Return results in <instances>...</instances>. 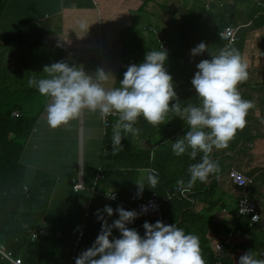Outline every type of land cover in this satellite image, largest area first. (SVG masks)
<instances>
[{"label":"crops","instance_id":"crops-1","mask_svg":"<svg viewBox=\"0 0 264 264\" xmlns=\"http://www.w3.org/2000/svg\"><path fill=\"white\" fill-rule=\"evenodd\" d=\"M143 1L7 0L0 17V34L17 39L20 37L22 44L30 42L37 47L33 48L34 51L38 49L42 52L41 57L45 62H37L35 74L43 72V65L64 60L70 65L83 67L90 75L97 68L111 72L115 78L111 86L115 87L121 64V32L132 25L130 14ZM203 17L201 15L200 20ZM254 19L255 22H252L241 14L235 24L238 27V41L234 48L248 64V78L238 85V90L243 99L254 103L247 114L246 126L237 131L227 148L214 149L211 153V158L218 162V173L211 175L207 182L197 181L190 187L188 201L173 199L162 205L164 224H176L186 234L199 237L206 264L214 259L213 247L217 243L224 245L225 250L229 245L237 247L231 249L226 257L233 264H238L239 257L246 253L244 246L248 245L250 239L253 241L252 254L264 258V18L258 15ZM179 22L169 21L172 25ZM175 25L172 27L175 28ZM213 48L208 44L201 55L188 53L180 64L186 71L195 74L198 70L196 64L206 59ZM188 56H192V62L181 63ZM43 74L41 78L46 76ZM46 102L47 98L43 105L39 104L40 108H32L36 121L23 147L21 162L29 179L38 170L44 172L48 180L50 201L42 221L44 233L40 238L45 244V263L68 264L77 234L81 232L71 263L75 264L78 255L92 246L101 231L102 221L97 218V210H101L111 224L119 218L115 212L118 206L129 210L153 193L161 197L167 193V189L186 178L183 155L176 156L171 148L185 128L176 129L175 126L171 132L160 127L149 130L141 139L136 133L132 139H128V144H123L126 139L122 138V149L113 154L109 144L112 143L113 125L118 117L110 118L111 126L103 127L99 113L85 110L69 126L53 129L43 118ZM172 115L169 114L170 117ZM148 135L168 136L169 139L163 141L160 147H144ZM143 153L148 154L145 166L140 158L144 157ZM172 156H175V161L171 159ZM152 164H156L157 169ZM158 166L161 170H158ZM149 168L158 172L159 183L151 189L145 181L142 194L137 195L136 182L145 177L144 169ZM229 169L252 178L244 194L253 203L260 219L249 233H234L235 229L240 230L244 220L235 216L236 203L242 190L227 179ZM97 175L96 187L101 191L115 192L118 201L90 193ZM76 182L80 183L81 189H73ZM106 205L114 210L111 217L102 211ZM183 213L186 214L185 222L179 225ZM116 232L117 229H113L111 238H117ZM229 234L231 236L226 238ZM50 241L53 246L49 249L47 245Z\"/></svg>","mask_w":264,"mask_h":264},{"label":"clouds","instance_id":"clouds-1","mask_svg":"<svg viewBox=\"0 0 264 264\" xmlns=\"http://www.w3.org/2000/svg\"><path fill=\"white\" fill-rule=\"evenodd\" d=\"M206 50L207 45L201 42L191 49V55H201ZM210 55L211 59L196 64L198 70L191 80L199 103L186 106H182L172 76L164 67L165 50L149 51L142 63L127 66L119 87L111 86V81H115L111 72L97 68L90 75L83 67L64 60L44 66L42 73L46 76L40 79L33 76L28 85L47 98L43 118L50 128L69 126L85 110L99 113L102 119L116 115L113 154L121 149L125 137L122 133L135 135L138 132L134 125L141 116L153 127L164 124L170 113L179 117L188 131L172 143V152L181 156L190 150L193 160L198 153H203L200 162L188 168L187 186L190 188L197 181L207 182L211 175L219 172L218 162L211 158V153L214 149L228 147L237 131L246 126L247 114L254 107L238 90V85L248 78V64L240 53L226 47ZM144 172L145 177L136 182L137 195L142 194L145 181L151 189L159 183L155 169H144ZM107 195L115 199L114 193ZM147 210L146 206L141 209L142 212ZM102 211L109 217L114 214L108 205ZM115 212L119 218L109 224L101 210H97V218L102 221L101 231L92 246L78 255L75 264H206L197 235L186 234L176 224L166 225L157 220L154 224L145 221V233L141 236L136 229L127 226L139 213L122 206ZM113 229L119 231V238H111ZM0 254H3L2 249ZM238 264H264V258H257L249 251L239 257Z\"/></svg>","mask_w":264,"mask_h":264},{"label":"trees","instance_id":"trees-1","mask_svg":"<svg viewBox=\"0 0 264 264\" xmlns=\"http://www.w3.org/2000/svg\"><path fill=\"white\" fill-rule=\"evenodd\" d=\"M6 1L0 0V17ZM149 1L144 0L142 2L134 12L136 17L134 19L135 22L132 21L133 25L128 26L121 32V64L118 67L119 71L115 87H119V81L123 79L127 66L142 63L146 53L149 51H159L156 41L150 33L140 30V26H152L147 23L148 19L143 17L146 21H142V24L137 20V17L144 15V8ZM184 1V3L187 2L186 0ZM257 3L251 0H211L207 8H205L206 5L200 0H194L184 17L186 20L182 18L179 24L175 25L176 27L174 26L175 29L171 32V35H167L169 42L166 49L167 60L164 67L168 74L172 76L174 90L182 106H186L188 103L198 104L199 99L191 84L194 74L186 71L180 64V60L188 53H191V49L201 42L214 47L211 50V54H218L221 47V42L218 38L219 32L225 27L235 26L236 19L241 14L255 22L254 17L262 16L260 14L261 9L257 6ZM195 4L199 6V14L193 16L192 11H194ZM164 8L165 6H162V9ZM243 8L244 12L242 13ZM172 15H174V11ZM201 15L204 16L202 21H200ZM173 25L171 24V26ZM153 26L160 28L159 24ZM164 36L166 38L165 33ZM35 47L30 42L22 44L20 37L17 39L7 34H0V243L14 257L19 258L22 264H46L43 257L45 244L40 241L43 234L35 241H30L28 239V231L33 230L37 225L42 227V221L50 201L46 174L36 170L32 179H29L25 166L21 162L23 147L28 141L32 126L36 121L32 108L36 107L37 104H41L40 98L46 99L39 94L36 88L28 85L29 78L35 76L40 79V75L43 74L42 72L39 75L34 73L37 62H45L41 57L43 55L42 52L38 51V49L34 51L33 48ZM44 57L46 56L44 55ZM210 57L211 55L207 56L206 59ZM14 112L17 113V116L13 115ZM175 126L176 129H180L182 126L185 128V131L180 133L179 137H182L188 131L186 123L174 115L166 117L165 123L157 127L148 124L142 116L134 125L138 129L137 133L140 135V139L146 136L149 130L162 127L172 132ZM122 135L126 139L122 142L123 144H128V139L133 138L132 134L122 133ZM166 139H169L168 136H149L144 141L143 146L160 147ZM109 146L112 147V143ZM189 152L183 154L182 161L183 173L186 176L183 179L185 186H187V181L190 177L188 173L189 166L200 162L203 156V153H198L196 159L193 160L190 158ZM142 155L144 157L140 158L143 163H147L148 154L143 153ZM174 158L175 156L171 157L173 160ZM151 166L157 169L156 164ZM159 167L158 170H161ZM171 189L172 186L167 189V193L171 192ZM188 189L190 190L189 187ZM180 201L186 202L185 200ZM162 214L164 215L163 212ZM185 216V213L181 214L179 225L185 222ZM243 219L239 227L240 230H234L235 234L249 233L256 227L255 225L253 227L249 226L247 218ZM144 222L136 220L129 225L136 230L139 229L140 235L144 236ZM149 223L154 224L155 222L150 221ZM116 233L117 238H119V231L117 230ZM252 245L253 241L250 239L248 245L244 246L246 252L252 251ZM234 248V245L226 247L225 256L220 261L221 264H233L232 260L226 256ZM214 261L212 259L210 264H213ZM0 264L5 263L0 260Z\"/></svg>","mask_w":264,"mask_h":264},{"label":"built area","instance_id":"built-area-1","mask_svg":"<svg viewBox=\"0 0 264 264\" xmlns=\"http://www.w3.org/2000/svg\"><path fill=\"white\" fill-rule=\"evenodd\" d=\"M210 1L211 0L206 2L205 8H207V5L209 4ZM257 6H259V8L261 9L260 14L264 17V3L258 2ZM140 30L142 32L150 33V35L156 41L157 48L159 51H161V50L166 51V49L168 48V41L165 38L164 31L162 29L155 28L154 26H140ZM237 32H238V27H236V26L225 27L219 32L218 38L221 42V47H220L219 51L223 48H226V47H231V48L235 47L236 42L238 41ZM209 59H211V57ZM13 115L17 116V113L14 112ZM112 117H117V116L116 115H109L103 119L100 117L103 127L111 126L110 118H112ZM226 176H227V179L233 185H235L236 187H238L242 190V195L238 198L237 203H236V207H235L236 218H247L248 219V225L251 227L254 226L259 221L260 217L258 216V213L255 210L253 203L251 201H249V199L244 194L245 188L252 183V178H247L234 169H229ZM98 179H99V177L97 175L95 177V184H93V186L89 189L90 193L92 195L102 197V198H106V199L114 201V202L118 201V196L116 193L107 192V191H100L96 187V182ZM73 189L74 190L81 189L80 183L76 182L73 186ZM107 193L108 194L114 193L115 199L114 200L109 199ZM189 193H190V190L188 189L187 186H185L184 184L180 185L177 183L175 186L172 187L171 192L166 193L162 198L157 197L156 194H151L148 197V199H146L145 201L138 202L134 207H131L128 209L130 211L134 210L137 213H139V215L137 216V218L134 221L139 220V221L150 222V221L159 220V221L164 223V218H163V214H162V205L165 203H168L172 199L188 201L189 200V198H188ZM145 206L147 207L148 210H147V212H142L141 209H142V207H145ZM43 231L44 230H43V227H41V225L35 226V228L33 230L28 231V239L30 241H35L36 239H38L39 237L42 236ZM137 231L140 234V230L137 229ZM81 236H82V233L79 232L77 235V239L73 244L72 255H71V258H70L68 264H71L74 260L73 253L76 251V247H77L78 241L81 238ZM230 236H231V234L227 235L226 238H229ZM0 249L3 250V254H0V260L2 262H4L5 264H22L20 259L17 257H14L10 251L6 250L2 246L1 243H0ZM213 252H214V260H215L213 264H221L220 261L225 256L224 245L219 244V243L215 244L213 247Z\"/></svg>","mask_w":264,"mask_h":264},{"label":"rangeland","instance_id":"rangeland-1","mask_svg":"<svg viewBox=\"0 0 264 264\" xmlns=\"http://www.w3.org/2000/svg\"><path fill=\"white\" fill-rule=\"evenodd\" d=\"M187 2L184 3L183 0H150L149 3H146V6L144 8V15L137 17L138 22L146 21L144 18L148 19L147 23L150 25H158L160 29H162L166 35V39L168 40L169 37L167 35H171V32L174 31L175 28L171 26L169 21L178 23L182 18L184 19L185 15L188 13V10L190 9V5L194 0H186ZM201 1V0H200ZM209 0H203V4H206ZM162 6H165L164 9H162ZM199 6L198 4L194 5V11H192L193 16H196L199 14ZM174 11V15H172V12ZM134 12H131L130 18L133 22L135 19ZM144 17V18H143ZM186 20V19H184ZM202 21V20H200ZM193 22V21H192ZM170 24V25H169ZM133 25V24H132ZM136 25V24H134ZM175 25V24H174ZM238 35V33H237ZM169 42V40H168ZM193 60L192 56H188L185 58L181 63L189 64ZM183 66V65H182ZM41 105L44 104L45 99L40 98ZM38 108L40 106L37 104ZM52 243L50 241V244L47 245V247L50 249L52 247Z\"/></svg>","mask_w":264,"mask_h":264}]
</instances>
